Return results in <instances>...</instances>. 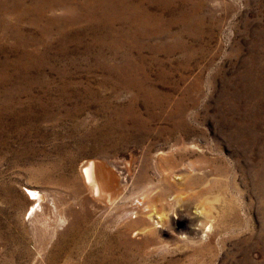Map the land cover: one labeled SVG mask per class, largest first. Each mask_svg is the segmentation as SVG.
I'll return each instance as SVG.
<instances>
[{
    "label": "rangeland",
    "instance_id": "obj_1",
    "mask_svg": "<svg viewBox=\"0 0 264 264\" xmlns=\"http://www.w3.org/2000/svg\"><path fill=\"white\" fill-rule=\"evenodd\" d=\"M0 264H264V0H0Z\"/></svg>",
    "mask_w": 264,
    "mask_h": 264
},
{
    "label": "bare ground",
    "instance_id": "obj_2",
    "mask_svg": "<svg viewBox=\"0 0 264 264\" xmlns=\"http://www.w3.org/2000/svg\"><path fill=\"white\" fill-rule=\"evenodd\" d=\"M110 7V6H109ZM101 173H99V170H97L96 168V163L94 160L90 161L88 163V165L85 166V170H84V176L86 177L87 181L93 185V189L95 190V192L98 194V195H102L104 192H105V188H104V183L103 181L101 180V175H99ZM30 193L34 196V198H40L41 197V194L40 192L37 190V189H29ZM107 190H106V193L104 195L107 194ZM103 195V196H104ZM153 196V195H152ZM147 197H150V195H145V199ZM176 198H178L176 196ZM155 198H153V200L151 201H154ZM155 202V201H154ZM35 205V204H34ZM33 205V207H34ZM36 207V206H35ZM34 207V208H35ZM199 209V208H198ZM35 211V210H34ZM198 216L201 217V214H205L206 212H204V210H198L195 212ZM195 214V215H196ZM164 216H166V214L164 213ZM212 227V224L209 225L208 229L210 230Z\"/></svg>",
    "mask_w": 264,
    "mask_h": 264
}]
</instances>
